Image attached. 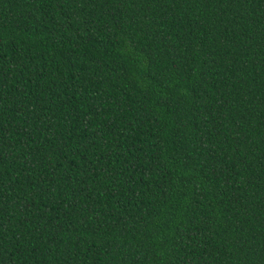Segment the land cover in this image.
<instances>
[{
	"label": "trees",
	"instance_id": "1",
	"mask_svg": "<svg viewBox=\"0 0 264 264\" xmlns=\"http://www.w3.org/2000/svg\"><path fill=\"white\" fill-rule=\"evenodd\" d=\"M0 264H264V0H0Z\"/></svg>",
	"mask_w": 264,
	"mask_h": 264
}]
</instances>
